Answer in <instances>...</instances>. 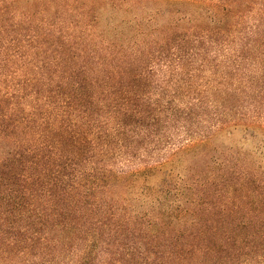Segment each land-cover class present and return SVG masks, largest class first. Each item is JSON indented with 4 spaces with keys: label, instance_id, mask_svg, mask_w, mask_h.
<instances>
[{
    "label": "trees",
    "instance_id": "16d2710c",
    "mask_svg": "<svg viewBox=\"0 0 264 264\" xmlns=\"http://www.w3.org/2000/svg\"><path fill=\"white\" fill-rule=\"evenodd\" d=\"M0 264H264V0H0Z\"/></svg>",
    "mask_w": 264,
    "mask_h": 264
}]
</instances>
